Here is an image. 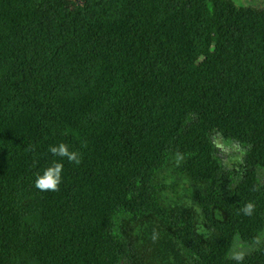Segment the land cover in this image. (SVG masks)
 <instances>
[{"label":"trees","instance_id":"1","mask_svg":"<svg viewBox=\"0 0 264 264\" xmlns=\"http://www.w3.org/2000/svg\"><path fill=\"white\" fill-rule=\"evenodd\" d=\"M261 2L0 0V264H264Z\"/></svg>","mask_w":264,"mask_h":264},{"label":"clouds","instance_id":"2","mask_svg":"<svg viewBox=\"0 0 264 264\" xmlns=\"http://www.w3.org/2000/svg\"><path fill=\"white\" fill-rule=\"evenodd\" d=\"M49 152L55 156L60 157V160H55L52 164L45 168L42 174H37L34 186L40 191H59V186L62 181V172H63V159H66L68 162L74 164L81 163V154L78 151L70 150L69 145L61 142L58 145L50 146ZM183 156L180 153H177V160H182ZM255 209V205L252 202H247L244 207L241 209L244 215H252ZM159 238V233L155 230L152 233L151 239L155 242Z\"/></svg>","mask_w":264,"mask_h":264},{"label":"rangeland","instance_id":"3","mask_svg":"<svg viewBox=\"0 0 264 264\" xmlns=\"http://www.w3.org/2000/svg\"><path fill=\"white\" fill-rule=\"evenodd\" d=\"M230 1L234 4L236 8L250 7V8L259 9L262 7L261 0H230ZM222 151L223 152L221 158L226 162L228 160H231L232 158H237V156H239V154L241 153L238 147L234 145H230L229 147L222 146ZM257 175L259 181L262 184H264V171L258 170ZM263 243H264V232L259 235L258 239L253 244L250 245L243 244L238 237H235L228 257L230 259H239L241 257L253 253Z\"/></svg>","mask_w":264,"mask_h":264}]
</instances>
